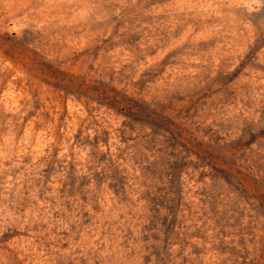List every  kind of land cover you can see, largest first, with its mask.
I'll list each match as a JSON object with an SVG mask.
<instances>
[{
	"label": "rangeland",
	"instance_id": "1",
	"mask_svg": "<svg viewBox=\"0 0 264 264\" xmlns=\"http://www.w3.org/2000/svg\"><path fill=\"white\" fill-rule=\"evenodd\" d=\"M0 264H264V0H0Z\"/></svg>",
	"mask_w": 264,
	"mask_h": 264
}]
</instances>
